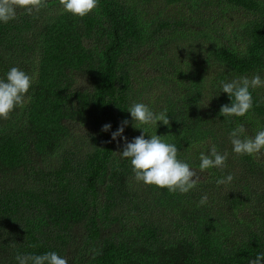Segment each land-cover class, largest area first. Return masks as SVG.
<instances>
[{"label": "trees", "instance_id": "trees-1", "mask_svg": "<svg viewBox=\"0 0 264 264\" xmlns=\"http://www.w3.org/2000/svg\"><path fill=\"white\" fill-rule=\"evenodd\" d=\"M12 67L33 80L30 100L0 118V264L48 252L69 264H250L264 253V150L238 155L229 135L264 130V86L245 116L220 115L232 103L221 82L264 80V0H98L83 18L47 0L0 22V79ZM134 103L167 109L170 125L140 127L198 172L188 193L137 181L115 153L124 120L128 142L142 134ZM213 145L225 167L200 173Z\"/></svg>", "mask_w": 264, "mask_h": 264}, {"label": "clouds", "instance_id": "clouds-1", "mask_svg": "<svg viewBox=\"0 0 264 264\" xmlns=\"http://www.w3.org/2000/svg\"><path fill=\"white\" fill-rule=\"evenodd\" d=\"M63 10L74 16L83 18L98 6V0H59ZM47 6V0H0V22L8 23L17 17V10L21 9L31 15L33 11H39ZM33 78L17 67H12L6 79H0V118L7 120L10 113L16 107H23L30 97L26 94L32 85ZM264 86V80L260 75L251 78L246 76L234 79L231 82H221V88L227 93L232 101L230 105L225 104L220 109V115L224 118L236 116L243 117L253 108V97L250 89ZM128 111L134 121L135 128L142 129L140 125H157L162 122L170 125L167 109L160 113H154L143 103H134ZM128 121L124 120L121 126L112 132V140L120 137L124 140V147L117 153L121 159H130L132 170L137 181L146 185H154L166 188L169 192L188 193L200 182V176L196 170L190 168L189 164L177 158L178 149L174 144L166 143L161 136L152 135L145 138V132L128 142L127 137L122 134ZM110 124H105L101 131L107 132ZM230 140L233 152L238 155L259 156L264 150V130L258 131L254 136L246 135L243 124L238 125L230 132ZM228 154H220L215 145L211 147L210 154H200L199 172L202 173L210 168H223ZM229 174L225 178L218 179L216 183L226 184L233 180ZM207 195L202 196L200 205L207 203ZM19 264H69L65 257L56 252H48L42 255H17ZM250 264H264V253L258 254Z\"/></svg>", "mask_w": 264, "mask_h": 264}]
</instances>
